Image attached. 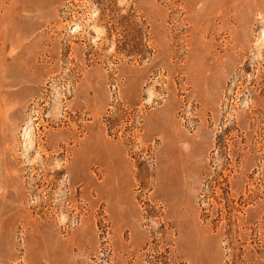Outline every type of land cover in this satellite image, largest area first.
<instances>
[{
	"label": "rangeland",
	"instance_id": "374dc122",
	"mask_svg": "<svg viewBox=\"0 0 264 264\" xmlns=\"http://www.w3.org/2000/svg\"><path fill=\"white\" fill-rule=\"evenodd\" d=\"M0 264H264V0H0Z\"/></svg>",
	"mask_w": 264,
	"mask_h": 264
},
{
	"label": "bare ground",
	"instance_id": "6f19581e",
	"mask_svg": "<svg viewBox=\"0 0 264 264\" xmlns=\"http://www.w3.org/2000/svg\"><path fill=\"white\" fill-rule=\"evenodd\" d=\"M32 122V121H31ZM79 155H80V151H76L75 153H74V159H75V161H76V159H78V157H79ZM74 159H73V161H74ZM74 163V162H73ZM70 164V163H69ZM68 167H70V166H68ZM67 167V168H68ZM63 168H65V167H63ZM7 176H8V174H7ZM9 177H7V179H8ZM11 179V178H10ZM9 180V179H8ZM13 180V179H12ZM11 181V180H10ZM5 182V181H4ZM3 183V182H2ZM4 184H6L7 185V182L6 183H4ZM9 184V183H8Z\"/></svg>",
	"mask_w": 264,
	"mask_h": 264
}]
</instances>
